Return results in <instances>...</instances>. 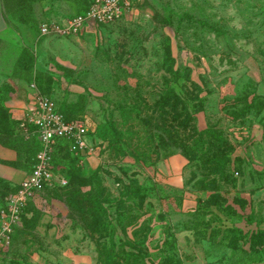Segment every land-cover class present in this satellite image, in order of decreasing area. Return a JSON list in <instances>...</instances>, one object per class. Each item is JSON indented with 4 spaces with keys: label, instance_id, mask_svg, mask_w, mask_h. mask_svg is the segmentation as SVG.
Instances as JSON below:
<instances>
[{
    "label": "rangeland",
    "instance_id": "rangeland-1",
    "mask_svg": "<svg viewBox=\"0 0 264 264\" xmlns=\"http://www.w3.org/2000/svg\"><path fill=\"white\" fill-rule=\"evenodd\" d=\"M93 1L0 0V161L19 170L0 207L40 145L37 92L93 146L51 152L66 184L27 202L2 257L100 264L107 244L112 264H264V0H116L75 29Z\"/></svg>",
    "mask_w": 264,
    "mask_h": 264
},
{
    "label": "built area",
    "instance_id": "built-area-1",
    "mask_svg": "<svg viewBox=\"0 0 264 264\" xmlns=\"http://www.w3.org/2000/svg\"><path fill=\"white\" fill-rule=\"evenodd\" d=\"M119 10L116 0H94L87 15L73 18L70 24L75 25L76 29L85 22L86 17L101 21L112 20ZM42 31L44 33L50 31L47 24L42 26ZM60 31L59 25L51 29L53 33ZM35 98L36 106L29 120L37 128L41 148L36 153L31 173L19 182L16 192L6 199L4 206L0 207V264H8L1 253L10 245L13 226L27 202L47 187L66 184V180L52 168L51 152L56 140L60 138L71 140L70 150L75 153L89 154L93 149L83 121L65 120L51 97L37 92Z\"/></svg>",
    "mask_w": 264,
    "mask_h": 264
},
{
    "label": "trees",
    "instance_id": "trees-1",
    "mask_svg": "<svg viewBox=\"0 0 264 264\" xmlns=\"http://www.w3.org/2000/svg\"><path fill=\"white\" fill-rule=\"evenodd\" d=\"M177 71V73L180 75L181 74V71H180V69L179 70H176ZM56 103V102H55ZM194 106H195V110L193 111V114H196L197 112H198V104H197V102L194 104ZM56 107H57V110L63 115V117L65 118V120H73V119H70V118H68L64 113H63V111L60 109V107L58 106V105H56ZM183 114L185 115V112H183ZM3 123H9V122H7V119H5V118H3V119H0V124H3ZM18 124V121H13L12 122V124ZM35 127V126H34ZM37 129V128H36ZM196 131V130H195ZM36 133H37V130H36ZM38 134V133H37ZM204 133H202V132H199V136L200 137H202V135H203ZM37 138H38V141H39V148L35 151V153L32 155V157L30 158V168H29V174L31 173V171H32V169H33V166H34V163H35V156H36V153L38 152V150H40V148H41V142H40V139H39V137H38V135H37ZM60 143H62V144H66V148L68 149V151L69 152H71L72 153V151L70 150V144H71V140H69V139H67V138H60V139H57L56 140V143L53 145V150H52V153H53V151H55L56 150V148L60 145ZM182 145V144H181ZM118 146H114V148H117ZM25 150L23 149L22 150V152H24ZM83 154V153H82ZM51 156H52V161H53V155L51 154ZM79 156V155H78ZM0 163H2V164H5V165H8V166H11V167H13V168H16V169H18L17 168V166H14V165H9L7 162H5V161H0ZM52 168H53V170H54V172L55 173H57L56 171H55V168H54V165H53V163H52ZM71 175H72V177H73V181H74V179H75V182H73L70 186H69V188H67V192H66V199L69 201V202H71L72 201V199H74L75 198V193H76V190L77 189H74V186H76V185H78L79 184V180L78 179H76V174H75V172H74V170H71ZM1 178V177H0ZM2 179V178H1ZM18 187V186H17ZM17 190V189H16ZM16 192V191H15ZM0 205H2V204H0ZM28 205V204H27ZM21 213H22V211H21ZM12 237H13V234H11V242H12ZM11 242H10V245H9V247H7L4 251H3V254L4 253H6V252H8L9 251V249H10V247H11ZM107 244H105V246L102 248V251L101 252H99L98 253V258H97V260L100 262V264H112V259H113V257H112V255H111V251L109 250V248L106 246ZM3 258H5V257H3ZM6 259V258H5ZM4 259V260H5ZM6 261L8 262V264H11V262H10V260H8V259H6Z\"/></svg>",
    "mask_w": 264,
    "mask_h": 264
},
{
    "label": "crops",
    "instance_id": "crops-1",
    "mask_svg": "<svg viewBox=\"0 0 264 264\" xmlns=\"http://www.w3.org/2000/svg\"><path fill=\"white\" fill-rule=\"evenodd\" d=\"M5 28V23L3 22L2 20V17L0 15V32ZM21 100H14L12 107L14 106V104L16 103V105L13 107L14 110H15V113H18V114H22L23 113V101ZM19 102V103H18ZM22 109V110H21ZM19 173V170L16 169V168H13L11 166H8V165H5V164H2L0 163V177L1 178H4V179H7V180H12L14 179V177Z\"/></svg>",
    "mask_w": 264,
    "mask_h": 264
}]
</instances>
